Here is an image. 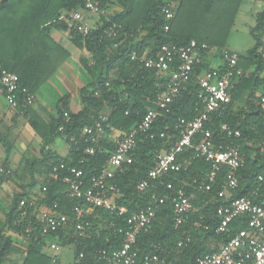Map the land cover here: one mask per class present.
I'll list each match as a JSON object with an SVG mask.
<instances>
[{
  "label": "trees",
  "instance_id": "16d2710c",
  "mask_svg": "<svg viewBox=\"0 0 264 264\" xmlns=\"http://www.w3.org/2000/svg\"><path fill=\"white\" fill-rule=\"evenodd\" d=\"M99 1L104 10L111 2ZM115 1L120 11L108 17H100V23L92 25L89 35L82 37L71 25L60 20V10L79 9L83 6L84 0H31L27 7L34 8L35 14L24 18L20 29L13 34L12 42L16 54L12 59L0 56V68L16 74L19 86L30 94H35L50 74L47 70L52 62L49 46H55L48 36L51 28L68 31L74 46L86 53V58L80 62L88 78V82L78 90L81 109L77 112L72 111L69 106L70 96L66 94L57 100L48 123L33 113H30L29 121L32 130L41 140L42 160L39 163L45 170V176L53 165L64 163L75 166L83 171L84 188L89 185L90 178L103 167L109 149L106 147L105 139L101 146L103 152H97L92 156L85 155L84 144L79 140L82 128L92 125L100 114L108 112V121L104 125L106 135L118 132L123 136L139 122L146 108L155 109L156 97L165 88V78L154 70L146 69L140 62L142 55L146 53L147 56H153L163 44L181 46L190 40L204 43L218 52L226 49L228 36L242 2V0ZM169 2L173 5V18L167 21L161 9ZM7 3V0L2 2L0 12ZM114 26L120 28L119 33L109 37L108 33ZM249 33L254 44L247 50L245 56L238 54V67L242 69L243 75L237 79L231 90V102L222 115H213L211 123L207 126L216 143H221L224 137L219 128L220 124L226 123L240 131V137L235 142L243 157V165L238 171L239 187L232 193L233 197H240L257 187L261 189L255 178L258 174H264V119L259 108L254 107L250 101L254 98L255 92L264 89V77L260 76L264 71V8L255 15L254 25ZM132 53H136V60H131ZM207 64L208 62L204 60L194 66L192 85L174 101L170 113L158 112V118L152 128L154 139H149L145 134L140 135L138 144L132 152V165L127 172L115 177L120 190L116 204L125 207L126 214L117 216L115 212L92 209L85 215V220L91 224L85 238L80 237L71 225L58 230L50 237H44L39 234L33 208L27 204L19 208L22 199L29 201L32 198L28 194L19 193L13 196L4 221H0V264L9 254L12 245L6 233L26 234L27 229L32 232L33 237L36 236V239L32 237L23 264H50V259L41 253V248L48 238L56 240L60 246L73 245L76 258H79L80 254L83 255L80 263L104 264L96 260L95 252L118 248L122 235L117 234L116 228H125V221L150 200V192H137L136 183L154 166L156 152L161 149L168 150L169 145L177 140V118L193 117L198 113L200 107L195 106L198 91L195 81L200 72L207 68ZM249 65L253 70L246 73ZM96 92L98 96H95ZM245 92H248L246 100L248 111L239 107L237 111H233L235 102L239 101ZM18 109L24 110L23 107ZM125 112L128 114L125 115ZM161 132L165 134V138H159ZM57 137L64 139L71 151L76 154L75 158L72 160L53 158V162L44 166L51 157L48 146ZM178 162L182 166L180 172L178 170L164 177L165 183H172L173 190L167 191L164 187H159L157 192L165 197V203L157 212L148 231L140 233L136 239L134 250L139 259L145 254H155L173 264H195L196 257L218 250L217 248L208 250L210 242L224 243L227 240L226 236L215 233L218 225L215 212L222 203L219 192L225 182L227 168H222L209 193H197L187 184H190L192 179H199L207 174L210 171V164L203 158H194L192 150L179 155ZM0 180L4 181L5 178ZM180 188L184 189L187 196L192 192L197 194V200L192 199L194 207L203 202L207 204L191 214L188 221L179 229H174L170 195ZM64 191L63 183L52 182L44 194V199L40 200L39 197L37 201L48 207L57 202L59 210L71 219L73 217L71 208L76 201L70 199ZM109 222L115 229L109 228L107 225ZM194 223H198V227H194ZM230 228L234 232L247 229L248 226L245 218H242L234 220ZM186 235L191 236V241L186 246L177 248L178 240Z\"/></svg>",
  "mask_w": 264,
  "mask_h": 264
},
{
  "label": "built area",
  "instance_id": "2783aa9c",
  "mask_svg": "<svg viewBox=\"0 0 264 264\" xmlns=\"http://www.w3.org/2000/svg\"><path fill=\"white\" fill-rule=\"evenodd\" d=\"M161 13L165 20L173 18V5L162 7ZM104 9L99 0H84L79 9L66 11L63 20L71 25L82 37L89 35L92 28L90 18L102 16ZM120 28L113 27L108 36H116ZM168 26H165V31ZM213 51L204 43L190 40L184 45H161L153 56L146 53L140 62L146 69H151L165 78L164 90L156 97L155 109L146 108L137 124L126 134L113 141V150L99 172L92 176L89 185L84 188L83 171L75 166L59 163L50 168L44 185L40 187V200L52 182H61L65 185L64 193L76 201L71 208L73 217L59 210V204L53 202L50 207L38 203L37 199L29 201L22 199L19 208H33L39 226V234L50 237L58 230L66 229L69 225L82 238L87 236L91 224L85 220V215L92 209H103L115 212L117 216L127 213L125 207H119L116 199L120 190L115 182L118 174H124L132 165V152L136 148L139 136L145 134L154 139L152 128L158 118V112L170 113L171 105L188 87L192 85V73L195 65L208 61V55ZM221 60L211 64L210 68L203 69L197 76L195 84L198 86L196 105L198 113L193 117H179L176 121L177 140L169 145V149L156 152L154 166L149 169L143 179L136 183L139 193L150 192V200L144 207L138 209L126 221L125 228H116L117 234L122 235L118 248L98 250L95 252L97 261L104 264H173L166 262L155 254H145L140 259L134 250L136 239L140 233L147 232L154 222L157 212L165 203V197L158 194L160 186L167 191L173 190L171 182H164V177L177 172L182 168L178 162L179 155L188 150L194 152V158H203L210 164V171L199 179H192L189 186L197 193H209L216 177L223 167L227 168L226 178L221 190L228 195L216 209L218 225L215 233L224 235L227 240L221 244L216 252L204 254L195 258V264H264V174L256 175V182L260 188H254L240 197H233L232 193L239 187L238 171L243 165L236 139L240 131L226 123L219 125L223 134L221 143L214 142L212 133L207 127L213 115H222L231 102V90L237 79L243 75L238 67L239 55L236 52L221 50ZM136 53H132L131 60H136ZM108 86V84H106ZM98 96V93H95ZM3 98L11 107H29L33 104V96L25 88L19 86L18 76L6 70H0V99ZM257 107L264 119V92L258 96ZM128 113L125 112V115ZM66 116V115H65ZM108 116L100 114L90 126H84L80 132V142L84 144V154L92 156L102 151V143L110 135H106L104 125ZM61 129V128H60ZM159 138H165L161 132ZM112 144V143H111ZM11 170L0 164V179L8 178ZM221 195V194H219ZM173 206V227L179 229L189 216L196 213L192 198L187 196L184 189L175 190L170 195ZM245 218L247 229L232 231L231 223L236 219ZM201 219V218H200ZM114 228L112 223H107ZM198 227V223L193 224ZM115 229V228H114ZM27 237L32 232L26 230ZM36 239V236L33 237ZM191 236L186 235L177 242V248L186 246ZM50 249L55 250L57 244L51 243ZM83 257L79 255V260ZM55 262V260H53Z\"/></svg>",
  "mask_w": 264,
  "mask_h": 264
},
{
  "label": "crops",
  "instance_id": "0c3cea01",
  "mask_svg": "<svg viewBox=\"0 0 264 264\" xmlns=\"http://www.w3.org/2000/svg\"><path fill=\"white\" fill-rule=\"evenodd\" d=\"M2 2L4 0H0V5ZM7 2V6L0 12V56L12 59L16 54L14 43L12 42L13 34L20 29L24 18L26 19L28 15L32 17V14H35V10L27 7L31 0H7ZM263 8L264 2L242 0L237 16L251 14L254 18ZM65 12V10H60V20L67 23L63 20ZM48 36L56 47L49 46L52 60L49 64L50 67L47 69L50 72L49 78L40 85L39 90L35 94H32L33 104L20 111L18 108L8 105L5 99H0V164L11 170V175L8 179L5 181L0 180V221L2 222L14 195L19 193L28 194L35 200L40 197V187L44 185L46 180L45 170L39 163L42 160L40 153L41 140L30 126V113L39 116L42 121L48 123L54 112L57 100L66 94L70 96L69 106L71 110L79 111L81 104L78 98V90L88 82L85 79L82 80L83 82L80 81L79 77L73 74L75 69H82L80 62L81 59L86 58V53L74 46L69 32L51 28ZM226 49L229 50L227 47ZM243 55L245 56V54ZM252 70L249 65L245 72L249 73ZM260 76L264 77V71ZM50 90L53 93V102L49 101L47 91ZM263 92L264 89H259L255 92L254 98L250 100L254 107H257L258 96ZM247 96L248 92L242 94L240 100L235 102L233 111H237L238 107L248 111ZM107 113L104 112L102 114ZM119 137L120 133L118 132H114L110 134V137H107L105 144L109 149L108 152L113 150V141ZM48 150L51 157L45 162L44 166H48L53 162V158L72 160L76 155L61 137L54 138L49 144ZM219 194H221L219 196L222 199L228 195L222 190H220ZM190 197L193 200H197V194L194 192L190 194ZM206 204H199L195 207L196 211L205 207ZM6 236L10 238L12 245L2 264H23L27 248L31 244V237L30 243H28L20 238L18 234L12 232H7ZM55 242L56 240L48 238L41 248V253L50 259V264H83L76 258L73 245L60 246L56 242L57 248L55 250L50 249L49 245ZM221 244V242L215 241L211 244L209 243L211 246L207 248L208 250L211 247L219 249Z\"/></svg>",
  "mask_w": 264,
  "mask_h": 264
},
{
  "label": "rangeland",
  "instance_id": "374dc122",
  "mask_svg": "<svg viewBox=\"0 0 264 264\" xmlns=\"http://www.w3.org/2000/svg\"><path fill=\"white\" fill-rule=\"evenodd\" d=\"M172 5L171 2L167 3ZM120 11V8L118 7V5L116 4V1L114 0L112 2L109 3L108 7L104 10V14L102 16L99 17H91L90 18V24L91 26H95L96 24L100 23V17H108L116 12ZM254 25V18L253 15L249 14V15H238L236 17L234 26L232 27L230 34L228 36L227 39V43H226V47L230 50V51H234L236 53H238L239 55H243L246 54L247 50L250 49L253 46L254 40L251 37L249 30L251 27H253ZM140 35H138V37H140ZM227 50V49H225ZM227 50V51H229ZM219 60H221V53L213 50L209 55H208V64H207V68L211 67V64L213 63H218ZM78 70H74L73 74L79 77V80L82 81L83 79L88 80V78L86 77L84 71L81 68H77ZM83 82V81H82ZM48 92V96H49V101L53 102V93L52 91H47ZM55 101V100H54ZM109 117V114H105ZM181 170V169H180ZM180 170L178 172H180ZM10 177V176H9ZM8 177V178H9ZM7 178V179H8ZM6 180V178H5ZM4 180V181H5ZM205 203V202H203ZM19 237L24 239V241L26 240L28 243H30V237H27L26 234H19ZM213 242H210V244ZM211 246V245H209ZM212 248V247H211Z\"/></svg>",
  "mask_w": 264,
  "mask_h": 264
}]
</instances>
